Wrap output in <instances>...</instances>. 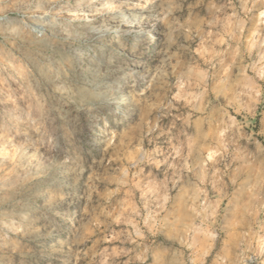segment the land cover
Wrapping results in <instances>:
<instances>
[{"label":"rangeland","instance_id":"rangeland-1","mask_svg":"<svg viewBox=\"0 0 264 264\" xmlns=\"http://www.w3.org/2000/svg\"><path fill=\"white\" fill-rule=\"evenodd\" d=\"M0 264H264V0H0Z\"/></svg>","mask_w":264,"mask_h":264},{"label":"bare ground","instance_id":"bare-ground-1","mask_svg":"<svg viewBox=\"0 0 264 264\" xmlns=\"http://www.w3.org/2000/svg\"><path fill=\"white\" fill-rule=\"evenodd\" d=\"M119 107H121V105H119ZM122 112V111H121Z\"/></svg>","mask_w":264,"mask_h":264}]
</instances>
